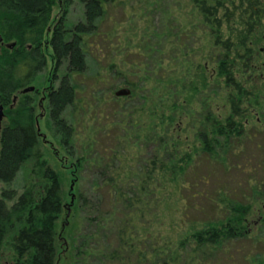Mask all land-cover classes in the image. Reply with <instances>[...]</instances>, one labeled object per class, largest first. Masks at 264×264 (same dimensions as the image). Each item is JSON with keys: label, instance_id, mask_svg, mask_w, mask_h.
I'll use <instances>...</instances> for the list:
<instances>
[{"label": "trees", "instance_id": "1", "mask_svg": "<svg viewBox=\"0 0 264 264\" xmlns=\"http://www.w3.org/2000/svg\"><path fill=\"white\" fill-rule=\"evenodd\" d=\"M182 1L193 21L172 11ZM78 2L72 22L73 0H0V251L9 239L15 264H228L243 243L239 264H264V0ZM197 33L206 52L192 64ZM48 50L57 83L47 125L74 159L70 204L37 129L34 82ZM118 85L129 95L115 96ZM169 209L179 229L161 221Z\"/></svg>", "mask_w": 264, "mask_h": 264}, {"label": "rangeland", "instance_id": "2", "mask_svg": "<svg viewBox=\"0 0 264 264\" xmlns=\"http://www.w3.org/2000/svg\"><path fill=\"white\" fill-rule=\"evenodd\" d=\"M187 4V2L182 1L179 4H176L177 8L174 7V9L172 10L174 12V14H176L177 19L181 22V23H188L190 21H193V12L191 11L190 7H185V5ZM115 12V11H114ZM118 16V13H114V16ZM82 16V10H81V5L79 4L78 0H73V3L71 5V11L69 14V19L70 21H77L78 19H80ZM137 17V16H136ZM115 21V20H114ZM137 21L138 27H136L134 30L136 33H134V36L137 37L138 33H140V26H142V20L141 21ZM135 24L137 26L136 23H132ZM193 26V25H192ZM130 27L129 23L123 24L119 30H128ZM197 27H199L198 25H194L193 28L197 29ZM139 31V32H138ZM138 32V33H137ZM197 33L195 35V37H189L188 39V45H192L193 46V53L195 52L197 54V56H192V53L189 55L188 58H190V63H195V61H198L199 64L203 63V59L200 57L201 54L205 53V37H198ZM128 35H131V33H129ZM181 35H179V38ZM187 37L189 36L188 34L186 35ZM134 37V38H135ZM130 38V37H129ZM194 42V43H193ZM128 43V42H127ZM201 48V49H200ZM200 53V55H198ZM48 59H47V65L46 67L41 71V73L38 74L36 81L34 82V86L37 87V89H39V93L38 95H36L37 98V104H36V115H37V128L38 131L40 132L41 138L43 139V141L45 142V145L48 148L49 151V155L50 156V162L52 164V166H55L57 168V170L60 172L61 176L63 175L64 177V189L68 194V204H70L71 202V198H75L76 197V192L74 189V181H73V162L74 159H72L70 156H68L63 148V146L58 142V140L55 138V135L53 133V130L51 129V127H49L47 125V115H48V109H47V93L48 90L50 88H52L53 86H56L57 81H53L54 78L52 76V71H53V61L52 58L50 57V53L48 50ZM131 59H135V56H130ZM121 58H125L128 59V57H126L125 55H122L120 57H118L117 62L119 63V61L121 60ZM128 59V60H129ZM182 62V60H179L177 66L175 68V72L177 74H179L181 68L183 65H181L180 63ZM207 62V61H206ZM209 62V61H208ZM92 63H90L91 66ZM166 64V62L164 63ZM208 65H207V69H208ZM193 71V68L191 69V73ZM58 74V73H57ZM59 75V74H58ZM129 78L131 77V75H127ZM124 87L123 85H118L116 87V89L122 88ZM100 93H102L104 95V97L106 98H110L111 97V93L110 90L108 89L107 86H103L99 89ZM125 97V96H120V98ZM109 100V99H108ZM217 102H219V100H217ZM187 104V103H186ZM192 106H194V102L192 104ZM108 104L105 106V111H108ZM110 109V108H109ZM189 106L186 105L184 106V110L188 112ZM70 113V114H69ZM67 116L71 117V110L67 113ZM49 120V119H48ZM183 126H185L184 124H178L175 125L174 127H177L178 129L174 132V133H181V136H184V139H186V136L189 138H191L190 135H185L182 130H183ZM187 133V132H186ZM150 149H148L146 152H148ZM243 158L248 160L249 162H255L258 157H260V155L256 152L255 147L252 143H247L244 145L243 147ZM248 162V163H249ZM205 164H200L198 167L199 169L197 170V172L200 173H204V169H205ZM197 167V168H198ZM28 167L25 166V168H23L22 170H20L13 182V184L11 185L12 188H14V190L17 191H21L22 186L24 184V182L27 180L28 178ZM92 175L93 173L90 172L89 170H86L84 172V179H83V185L85 187L86 190H89L90 192L92 190H95V188L93 189L91 184H92ZM3 184L0 183V187H2ZM4 186V185H3ZM211 186H208L207 188H210ZM205 188V187H204ZM89 193V192H88ZM189 191H186L184 195L187 199H189L188 196ZM70 199V202H69ZM197 202V201H196ZM198 203V202H197ZM196 203V205H197ZM199 203H201L203 205V200L199 201ZM205 205H203L202 207H204ZM197 208V207H196ZM194 212H195V208H193ZM196 216H198L197 214H195ZM251 222H253V224L251 225L253 229H257V216L254 213L253 215H251ZM68 221V216L66 215L64 217V219L62 220L61 223V227H63V223ZM77 222L76 226H78L79 223V219L75 218V220ZM161 221L165 222V224H172L174 225L173 227H177L178 228V224H179V219H178V213L173 214V211L171 209H169L168 211H163L161 213ZM179 229V228H178ZM177 230V229H174ZM6 240V239H5ZM9 239H7L6 241H4L2 248H1V252H0V264H15V261L13 259V251L10 247L9 244ZM241 246L243 247V249L241 248ZM239 247L241 248V250H245V248L247 247L246 244L243 243H238V245H236V247L231 251L230 255H229V261H227L228 264H239L241 257H240V251H239ZM239 251V252H238Z\"/></svg>", "mask_w": 264, "mask_h": 264}, {"label": "water", "instance_id": "3", "mask_svg": "<svg viewBox=\"0 0 264 264\" xmlns=\"http://www.w3.org/2000/svg\"><path fill=\"white\" fill-rule=\"evenodd\" d=\"M2 42V39L0 37V43ZM14 45V43H10V44H6V47H12ZM34 90V86H27L26 88H23L20 92L21 93H27V92H31ZM130 93V89L128 87H122V88H119L117 89L114 94L115 96L117 97H120V96H127L129 95ZM15 101V98H13V102ZM4 118V110H3V106L0 105V129H1V123H2V120ZM38 129V128H37Z\"/></svg>", "mask_w": 264, "mask_h": 264}, {"label": "flooded vegetation", "instance_id": "4", "mask_svg": "<svg viewBox=\"0 0 264 264\" xmlns=\"http://www.w3.org/2000/svg\"><path fill=\"white\" fill-rule=\"evenodd\" d=\"M5 46L3 42L0 43V49ZM48 94H49V90H48ZM5 186L2 185V187H0V198H1V195L3 194V191L4 190ZM17 191V190H16ZM18 195L20 194L19 191H17ZM1 200V199H0ZM19 229V228H18ZM17 234V233H16ZM1 252V251H0Z\"/></svg>", "mask_w": 264, "mask_h": 264}]
</instances>
